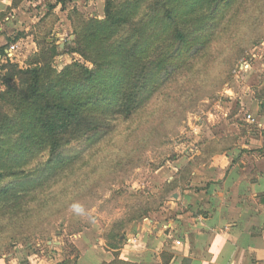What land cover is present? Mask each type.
<instances>
[{"label": "rangeland", "instance_id": "1", "mask_svg": "<svg viewBox=\"0 0 264 264\" xmlns=\"http://www.w3.org/2000/svg\"><path fill=\"white\" fill-rule=\"evenodd\" d=\"M233 2L218 10L221 15L200 56L177 70L143 108L129 119L113 120L112 128L97 139L71 142L64 149L73 161L70 168L0 205V258L15 256L21 264H29L28 254L45 259L50 241L58 242L60 257L69 256L61 264H70L78 253L75 236L92 240L102 236L115 243L133 221L151 217L164 206L173 185L167 181L170 171L176 169L182 179L183 155L195 151L205 123L215 118L220 104L230 108L226 91L236 87L237 63L242 59L252 63L254 54L256 60L264 57V0ZM212 4L205 3L202 10L210 12ZM143 8L144 3L134 8L137 17ZM103 10L104 0H12L0 12V37L8 46L15 45L8 54L14 62L26 64L45 42H53L57 70L74 60L92 67L69 47L75 46V34L87 21L103 19ZM146 18L145 29L158 27L156 20ZM5 61L0 56V66ZM3 73L0 69V88ZM13 145V139L4 138L0 154ZM46 159V152L36 155L25 164L21 177L36 176ZM17 175L2 178L0 184L16 183Z\"/></svg>", "mask_w": 264, "mask_h": 264}, {"label": "trees", "instance_id": "2", "mask_svg": "<svg viewBox=\"0 0 264 264\" xmlns=\"http://www.w3.org/2000/svg\"><path fill=\"white\" fill-rule=\"evenodd\" d=\"M233 1L104 0L103 19L87 21L69 47L92 67L74 60L57 70L53 42H45L26 64L6 57L0 66V141L11 138L14 145L0 154V181L20 176L16 183L0 184V205L70 168L73 161L64 149L71 142L97 139L113 120L129 119L143 108L177 70L200 56L221 15L218 10ZM207 2L213 3L210 12L202 10ZM141 3L143 14L137 17L134 8ZM146 17L158 27L145 29ZM4 48L0 56L6 55ZM42 152L47 159L38 174L21 177L25 164Z\"/></svg>", "mask_w": 264, "mask_h": 264}, {"label": "crops", "instance_id": "3", "mask_svg": "<svg viewBox=\"0 0 264 264\" xmlns=\"http://www.w3.org/2000/svg\"><path fill=\"white\" fill-rule=\"evenodd\" d=\"M11 2L0 0V12ZM253 56L226 91L230 108L220 104L195 151L183 155L182 179L170 171L164 206L133 221L116 248L102 236H75L78 253L70 264H264V57ZM47 243L45 259L28 254L29 264L69 258L60 257L58 242ZM0 264L21 261L14 256Z\"/></svg>", "mask_w": 264, "mask_h": 264}, {"label": "built area", "instance_id": "4", "mask_svg": "<svg viewBox=\"0 0 264 264\" xmlns=\"http://www.w3.org/2000/svg\"><path fill=\"white\" fill-rule=\"evenodd\" d=\"M15 49V45L13 44H10L8 47H7V50H6V55L4 56L5 58H9L8 57V54L10 53V51H13ZM250 66V62H248L246 59H242L240 60L236 67H235V70H234V73H236L237 75H240L246 68H248ZM247 118L248 119H251V116L250 115H247Z\"/></svg>", "mask_w": 264, "mask_h": 264}, {"label": "water", "instance_id": "5", "mask_svg": "<svg viewBox=\"0 0 264 264\" xmlns=\"http://www.w3.org/2000/svg\"><path fill=\"white\" fill-rule=\"evenodd\" d=\"M2 40H3V43H2ZM7 43H8V41L5 39V38H3V37H0V47H4L5 45H7ZM6 47L4 48V51L6 52ZM177 193L176 192H174V193H172V195H171V197H173V198H176L177 197Z\"/></svg>", "mask_w": 264, "mask_h": 264}]
</instances>
